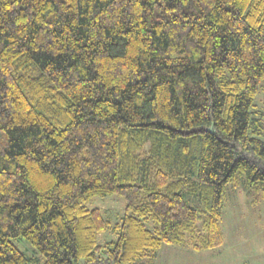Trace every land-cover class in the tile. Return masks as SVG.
<instances>
[{
  "label": "trees",
  "instance_id": "16d2710c",
  "mask_svg": "<svg viewBox=\"0 0 264 264\" xmlns=\"http://www.w3.org/2000/svg\"><path fill=\"white\" fill-rule=\"evenodd\" d=\"M263 84L264 0H0V264L224 246L227 186L264 201Z\"/></svg>",
  "mask_w": 264,
  "mask_h": 264
},
{
  "label": "rangeland",
  "instance_id": "374dc122",
  "mask_svg": "<svg viewBox=\"0 0 264 264\" xmlns=\"http://www.w3.org/2000/svg\"><path fill=\"white\" fill-rule=\"evenodd\" d=\"M262 86L255 113H264V84ZM226 190L222 221L224 246L193 252L185 247L164 245L154 264H264V201L259 202L258 197L245 188L243 181L228 185ZM124 203V199L117 195L100 196L92 199L88 207L102 209L105 218L113 225L121 222ZM115 238L114 233L107 232L98 241L102 245ZM28 253L32 255L29 248ZM143 263L150 264L148 261Z\"/></svg>",
  "mask_w": 264,
  "mask_h": 264
}]
</instances>
